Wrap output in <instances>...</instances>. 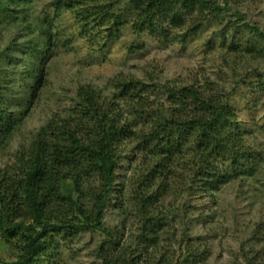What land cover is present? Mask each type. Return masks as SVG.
I'll use <instances>...</instances> for the list:
<instances>
[{"label": "trees", "instance_id": "1", "mask_svg": "<svg viewBox=\"0 0 264 264\" xmlns=\"http://www.w3.org/2000/svg\"><path fill=\"white\" fill-rule=\"evenodd\" d=\"M32 1L0 0V10L11 11L12 18L14 8ZM53 10L57 17L66 10L75 14L85 23L83 28L95 23L107 40L119 38L130 25L135 35L162 44H186L209 22L231 12L218 0H56ZM233 15L241 18L238 12ZM238 27L228 25L227 31L236 34L246 29ZM247 30L252 37L247 46L231 41V47H240L230 53L237 58H223L233 64L234 74L244 59L245 65L249 57L253 62L264 61V33L249 26ZM219 37L220 47H226L225 35ZM51 41L52 36L44 46L30 42V47L22 48V52L37 53L33 68L26 70L28 76L41 67ZM244 73L250 84L254 79L264 92V70ZM116 88L109 98L91 86H80L70 115L48 121L27 146L20 147L14 162L0 170V232L15 249L12 258L0 264H58L53 253L61 250V243L84 232L106 237L97 250L103 264L206 261L207 252L191 248L181 249L180 260L171 259L170 241L175 235H170V224L179 211L169 199L172 192L181 191L175 180L180 177L196 180L207 193L220 192L233 177L256 179L255 158L245 144L231 94L218 84L177 86L174 81L133 78L118 79ZM9 92L0 70V145H6L19 126L6 109L11 106L6 98ZM123 160H128L134 173L128 187L135 185L129 196L135 218L129 223L136 227L135 235L128 234L129 215L121 204L117 208L122 230L105 223ZM157 182L158 190L148 194ZM187 238L188 234L182 241ZM249 264H262V258Z\"/></svg>", "mask_w": 264, "mask_h": 264}, {"label": "rangeland", "instance_id": "2", "mask_svg": "<svg viewBox=\"0 0 264 264\" xmlns=\"http://www.w3.org/2000/svg\"><path fill=\"white\" fill-rule=\"evenodd\" d=\"M55 1L33 0L25 7L14 8L12 18L11 11L0 10V70L4 84L10 89L6 98L11 105L6 109L19 122L9 142L0 145V170L14 162L20 147L27 146L48 121L70 115L80 86H91L113 98L120 78L158 83L174 81L177 86L218 84L232 96L245 144L255 158L257 177H233L218 193L205 192L203 185L196 180L193 183L190 177L176 178L179 182L176 187H181V193L172 192L169 199V202L175 201L174 208L179 211L176 221L170 224L173 227L170 235H175L170 241L174 251L170 257L180 260L181 249L191 248L207 252L208 257L202 264H249L260 258L264 264V92L254 79L250 84L244 73L252 69L263 72L264 61L253 62L249 57V64L245 65L244 59L234 74L233 64L223 59L234 61L237 57L230 53L252 40L247 26L264 33V0H218L223 9L230 6L231 12L209 22L186 44H162L146 35H135L130 25L123 28L119 38L107 40L95 23L83 28L85 23L67 10L57 17L53 10ZM235 12L240 14V19L233 15ZM228 25L246 29L229 34ZM222 34L229 41L226 47H220ZM233 35L235 39L231 38ZM50 36L49 53L41 67L28 76L26 70L33 68V56L37 53L22 52V48L30 47V42L44 46ZM231 41L239 46L231 47ZM241 53L246 58L249 56ZM243 67L246 69L242 70ZM127 156L124 158L128 159ZM133 175L128 160H123L105 216L110 229L121 231L124 224L118 209L121 204L129 215L128 234L136 232V227L131 228L129 223L135 219L129 199L135 185L128 187ZM158 185L155 183L148 194L156 192ZM186 234L189 238L182 241ZM2 237L0 232V260L11 259L15 249ZM105 238L98 232L80 233L63 241L61 250L54 252L53 257L58 264H103L97 250Z\"/></svg>", "mask_w": 264, "mask_h": 264}]
</instances>
